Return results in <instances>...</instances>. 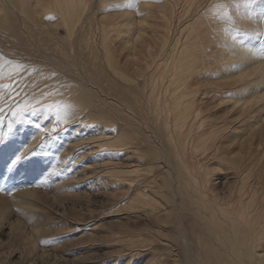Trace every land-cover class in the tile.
<instances>
[{
  "label": "bare ground",
  "instance_id": "obj_1",
  "mask_svg": "<svg viewBox=\"0 0 264 264\" xmlns=\"http://www.w3.org/2000/svg\"><path fill=\"white\" fill-rule=\"evenodd\" d=\"M0 109V221L87 184L128 264H264V0H0Z\"/></svg>",
  "mask_w": 264,
  "mask_h": 264
},
{
  "label": "rangeland",
  "instance_id": "obj_2",
  "mask_svg": "<svg viewBox=\"0 0 264 264\" xmlns=\"http://www.w3.org/2000/svg\"><path fill=\"white\" fill-rule=\"evenodd\" d=\"M262 154L264 158V150ZM215 185L223 188L221 182ZM77 187L63 194L54 193L50 184L37 187L34 200L36 213L41 216L33 224L8 200L9 207L0 221V264H113L116 260V264H128V254L119 260L121 248L112 238L136 230L147 239V222L107 214L112 204L106 201L103 189L97 192L87 184ZM93 225L95 230L91 229ZM143 260L138 258L132 263L144 264Z\"/></svg>",
  "mask_w": 264,
  "mask_h": 264
},
{
  "label": "snow or ice",
  "instance_id": "obj_3",
  "mask_svg": "<svg viewBox=\"0 0 264 264\" xmlns=\"http://www.w3.org/2000/svg\"><path fill=\"white\" fill-rule=\"evenodd\" d=\"M136 2L137 0H125V3L127 6H132ZM117 7H119V5H117ZM17 66L21 67L20 65H17ZM36 103L40 105L39 109L36 107V105L32 104L29 101H25L22 104L16 105L12 109V113H11L12 117L16 119L17 121H20L24 119L25 114L28 112H36L38 110H43L45 113H54L57 117V123H59L62 111H63L64 116H67V106L66 105H64V108L62 110L60 109L53 110L50 106H45L44 104H41L39 101H37ZM0 111H2V109H0ZM0 119H2V117H0ZM11 127L12 125L11 123H9V128ZM21 159L22 157L20 155H16L12 163L16 164Z\"/></svg>",
  "mask_w": 264,
  "mask_h": 264
}]
</instances>
